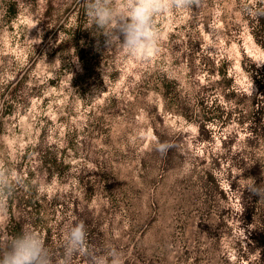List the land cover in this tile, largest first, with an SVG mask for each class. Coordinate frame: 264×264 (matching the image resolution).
<instances>
[{
    "label": "rangeland",
    "instance_id": "374dc122",
    "mask_svg": "<svg viewBox=\"0 0 264 264\" xmlns=\"http://www.w3.org/2000/svg\"><path fill=\"white\" fill-rule=\"evenodd\" d=\"M86 4L0 0V168L20 179L0 212V245L13 217L59 259L75 218L92 248L114 246L124 264L138 262L151 227L170 234L173 254L190 252L185 264L210 263L214 231L232 264H258L247 247L257 220L245 222L243 211L258 197L251 180L264 185V131L253 136L249 122L253 100L264 105L252 79L264 74L254 36L264 0H201L156 15L159 52L147 61L106 48L87 8L75 11ZM79 24L77 48L63 44ZM155 133L174 138L167 161ZM205 172L225 195L215 193L208 210L193 185Z\"/></svg>",
    "mask_w": 264,
    "mask_h": 264
},
{
    "label": "clouds",
    "instance_id": "9594fccd",
    "mask_svg": "<svg viewBox=\"0 0 264 264\" xmlns=\"http://www.w3.org/2000/svg\"><path fill=\"white\" fill-rule=\"evenodd\" d=\"M201 0H87V14L93 25L104 36V46L109 50L123 51L147 61L159 52L160 34L154 18L172 9L189 10L198 7ZM171 147L167 142L157 145V151L166 154ZM248 184L249 190L264 199V185ZM20 183L19 177L0 168V212L7 199ZM63 254L57 259L36 230H24L11 238L0 264H72L80 256L87 264H124L122 252L114 246L96 251L89 244L85 224L73 218L65 225Z\"/></svg>",
    "mask_w": 264,
    "mask_h": 264
},
{
    "label": "trees",
    "instance_id": "16d2710c",
    "mask_svg": "<svg viewBox=\"0 0 264 264\" xmlns=\"http://www.w3.org/2000/svg\"><path fill=\"white\" fill-rule=\"evenodd\" d=\"M14 4L11 3L9 5L8 13L12 16L15 14ZM77 8V9H76ZM75 11L77 12L78 17L83 16L86 13V7L84 5H78L75 7ZM52 14L51 4L48 3L46 6L44 17H50ZM259 29L254 33L256 40L264 46V18L257 17L256 19ZM46 22L43 23V27L45 29ZM58 26L55 25V27ZM49 31L48 28L45 31ZM81 24H79L63 41V44L68 46H73L77 48L78 39L80 36ZM252 79L257 84L258 92L264 93V74L259 73L258 69L252 72ZM264 98V96H263ZM262 101L260 99H254L252 102V115L249 117V122L251 124L252 135L255 137H260L264 131V123H263V111L264 105H261ZM206 122V121H205ZM207 123H201L200 128L207 127ZM207 131V130H206ZM210 132L209 130L207 131ZM156 138L154 140L155 145L160 143L167 142L171 145L166 154H161L157 151V146H154V151L157 152V155H160L163 158V161H167V158L170 155L172 149H174V138L170 137V135L159 136L158 133H155ZM214 164H217L215 159L212 160ZM252 177L258 178L259 171L257 168H254L251 172ZM194 188L197 187V190L203 194V206L205 210H208L210 206V202L214 199L215 193H218L221 198H224V192L221 189L219 182L215 175L211 172H205L201 177H198L193 182ZM257 200L251 203L248 207H246L243 211V220L247 223L253 222L257 220V226L254 230L252 236L250 237V241L247 244V247L250 251H254L258 253V264H264V199H261L260 196L256 198ZM183 202L188 203L189 198L185 197L182 199ZM29 202V201H28ZM225 225L224 218L221 219L218 224V228ZM207 230V226L204 224H199L197 228V232H205ZM9 234L11 238L19 235L23 230V227L20 222L16 221L13 217L10 219V226L8 228ZM214 232L210 233L212 239L211 246L207 249L208 256L210 258L209 264H232L226 254L223 253L220 248V235ZM48 233H46L45 239H48ZM170 234L165 233L164 231H160L155 227H151L149 230V236L145 241V245L142 248V253L138 262L136 264H185L186 261L190 258V252L188 250L183 251L181 255H175L172 253V249L169 247V238ZM1 243V241H0ZM9 242L5 244V246L0 245V257L3 256V253L7 250ZM239 244V242H238ZM59 254H63L62 247L58 249ZM240 250L243 251V247L240 243ZM197 249H195V252ZM199 260V259H198ZM197 258L192 259V263L195 264Z\"/></svg>",
    "mask_w": 264,
    "mask_h": 264
}]
</instances>
